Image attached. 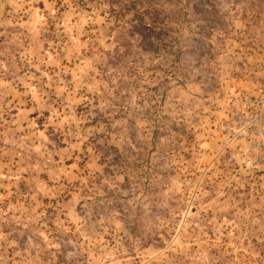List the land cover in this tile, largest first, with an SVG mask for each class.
<instances>
[{
    "label": "rangeland",
    "instance_id": "374dc122",
    "mask_svg": "<svg viewBox=\"0 0 264 264\" xmlns=\"http://www.w3.org/2000/svg\"><path fill=\"white\" fill-rule=\"evenodd\" d=\"M147 1L0 0V264H264V163L221 133L264 91V0L114 56Z\"/></svg>",
    "mask_w": 264,
    "mask_h": 264
},
{
    "label": "built area",
    "instance_id": "2783aa9c",
    "mask_svg": "<svg viewBox=\"0 0 264 264\" xmlns=\"http://www.w3.org/2000/svg\"><path fill=\"white\" fill-rule=\"evenodd\" d=\"M224 150H238L240 155L255 156L264 163V91L234 100L221 124ZM259 156V159H257Z\"/></svg>",
    "mask_w": 264,
    "mask_h": 264
},
{
    "label": "trees",
    "instance_id": "16d2710c",
    "mask_svg": "<svg viewBox=\"0 0 264 264\" xmlns=\"http://www.w3.org/2000/svg\"><path fill=\"white\" fill-rule=\"evenodd\" d=\"M199 1L200 0H148L147 2H145L146 10L144 12H140L139 10H128L127 12H122L120 15H118L117 21H119L118 25L122 23L123 26L121 27L125 28H122L123 30L116 32V35L114 37L116 43L114 56L119 53L122 55H125V53H129L132 47H134L135 43L139 47L141 45L148 47L152 44L153 41L157 40V37L154 33V20H152L153 18H150L154 12L165 13L166 11L168 12L174 8L179 9V11H177L176 13H179L180 11L186 12V10L191 9L193 10L194 14H198L197 3ZM110 14L114 15V13L111 12ZM144 15L148 16V22L144 21ZM128 16L130 18H127ZM149 18L151 20H149ZM201 18L203 20L208 19L202 14ZM118 25L116 26V28L120 27ZM181 39L182 38H179L177 40L175 49L172 51V56L176 60H179L184 52L183 47L178 45V43H181Z\"/></svg>",
    "mask_w": 264,
    "mask_h": 264
}]
</instances>
